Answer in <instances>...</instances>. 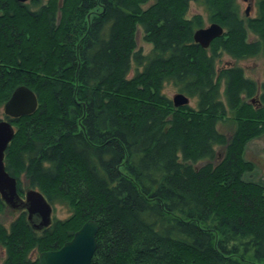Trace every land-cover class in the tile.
<instances>
[{
	"label": "trees",
	"instance_id": "trees-1",
	"mask_svg": "<svg viewBox=\"0 0 264 264\" xmlns=\"http://www.w3.org/2000/svg\"><path fill=\"white\" fill-rule=\"evenodd\" d=\"M196 2L224 30L206 49L188 0H0V107L21 85L38 102L2 115L15 130L5 170L21 197L37 190L69 213L41 231L25 211L0 223L1 264H38L32 251L60 248L90 219V264H264V182L244 179L264 91L241 67H216L223 54L264 55V0L246 18L237 0ZM166 84L195 106L175 107ZM229 119L226 138L217 125Z\"/></svg>",
	"mask_w": 264,
	"mask_h": 264
},
{
	"label": "water",
	"instance_id": "water-1",
	"mask_svg": "<svg viewBox=\"0 0 264 264\" xmlns=\"http://www.w3.org/2000/svg\"><path fill=\"white\" fill-rule=\"evenodd\" d=\"M25 3L28 0H16ZM195 1V0H188ZM249 8L246 9L248 13ZM223 28L211 23L194 31L193 40L202 48H208L211 42L222 36ZM175 107H181L189 103L188 97L177 93L172 98ZM38 102L35 93L27 86L21 85L13 90L9 99L3 105V113L12 119L32 114L37 108ZM14 127L7 120L0 119V198L4 204L12 209H25L27 219L33 229L47 228L52 221V206L37 190L27 189L25 198H20L17 190V180L10 176L4 166L5 151L14 137ZM36 217L38 222H34ZM99 226L96 221H86L61 248L55 251L41 252L37 256L38 264H90L96 250V235Z\"/></svg>",
	"mask_w": 264,
	"mask_h": 264
},
{
	"label": "rangeland",
	"instance_id": "rangeland-1",
	"mask_svg": "<svg viewBox=\"0 0 264 264\" xmlns=\"http://www.w3.org/2000/svg\"><path fill=\"white\" fill-rule=\"evenodd\" d=\"M45 2L46 0H42ZM189 11L188 17L200 14L204 18V27H207L209 23L207 22V16L203 7L200 3L195 1H189ZM26 3V2H25ZM237 3L240 8V14L242 17H253L255 15L256 10V0H237ZM249 8V15H246V9ZM136 49H141L142 53L147 54L151 50V45L143 41V34L140 28L137 29L136 35ZM256 40V36L252 33L248 32L247 41L253 42ZM228 66H238L241 67L244 71V76L254 80L259 87V94L261 91H264V55L262 53L256 55L255 57H250L242 60H234L228 55L223 54L219 61L216 64V67L219 69L221 67ZM133 69H135V65L132 63V69L129 75H132ZM262 87V88H261ZM165 95L172 99L177 93V89L170 84H166L164 87ZM221 99L224 101L223 95H221ZM189 105L195 106V101L189 98ZM3 115V106L0 107V119H2ZM233 123L232 121L226 120L223 123H219L217 125V129L220 133H222L226 138H229L233 131ZM216 153L218 154V158L220 159L223 156V148L216 146ZM244 158L250 161L254 170L252 173H247L244 175V179H253L255 181L264 182V134L258 138L252 139L249 141L244 149ZM217 161V160H216ZM216 163V162H215ZM25 190V189H24ZM68 211L65 207L56 205L52 210V219H65L68 216ZM19 215L18 211H14L10 208H6L3 213L0 214V223L3 224L6 228H8L9 224L17 218ZM38 254L36 251H32L30 253V258H37ZM4 258V249H0V263Z\"/></svg>",
	"mask_w": 264,
	"mask_h": 264
},
{
	"label": "flooded vegetation",
	"instance_id": "flooded-vegetation-1",
	"mask_svg": "<svg viewBox=\"0 0 264 264\" xmlns=\"http://www.w3.org/2000/svg\"><path fill=\"white\" fill-rule=\"evenodd\" d=\"M246 15L248 16L249 15V11H248V13H246ZM4 114V113H3ZM2 120H5V119H3L2 118ZM21 182H24V180L21 178ZM18 183V182H17ZM27 189H29V188H27ZM27 189H25L24 191H23V194H22V197L20 196V198H22V199H24L25 198V191L27 190ZM17 190H18V188H17ZM18 194H19V192H18ZM7 207V206H6ZM8 208V207H7ZM14 211H18L19 213H20V211H25L26 212V210L25 209H22V208H19V209H16V210H14ZM27 213V212H26ZM35 218V223L36 222H38V219L36 218V217H34ZM34 218H33V220H34ZM36 230V229H35ZM42 230V229H41ZM41 230H37V231H41ZM62 247V246H61ZM60 247V248H61ZM0 249H2L3 250V248L2 247H0ZM59 249V248H58ZM58 249H55V250H58ZM55 250H50V251H55ZM4 256H5V252H4ZM4 259V258H3ZM1 264V263H0Z\"/></svg>",
	"mask_w": 264,
	"mask_h": 264
}]
</instances>
